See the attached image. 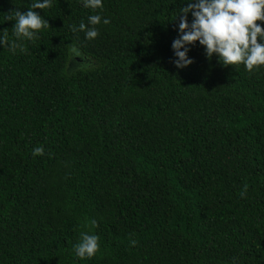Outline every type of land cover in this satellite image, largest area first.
<instances>
[{
    "label": "trees",
    "instance_id": "trees-1",
    "mask_svg": "<svg viewBox=\"0 0 264 264\" xmlns=\"http://www.w3.org/2000/svg\"><path fill=\"white\" fill-rule=\"evenodd\" d=\"M30 3L0 0L9 39ZM102 5L52 0L23 52L0 48V264H264V66L194 42L177 69L181 0Z\"/></svg>",
    "mask_w": 264,
    "mask_h": 264
},
{
    "label": "clouds",
    "instance_id": "clouds-1",
    "mask_svg": "<svg viewBox=\"0 0 264 264\" xmlns=\"http://www.w3.org/2000/svg\"><path fill=\"white\" fill-rule=\"evenodd\" d=\"M83 7L102 9V0H81ZM52 0H31L26 11L16 10L5 20H14L9 39L6 32L0 31V48H7L12 54L17 49L24 51L21 41L38 38L41 29H47L49 23L34 9H46ZM185 6L179 8L178 14L171 21L178 18L176 24L177 36L172 39L170 48L173 58L172 64L182 69L193 59L187 55L189 45L198 42L203 47L206 59L215 55L222 66L243 64L246 71L264 66V28L257 21L264 22V0H181ZM190 14L191 19H188ZM4 20V21H5ZM108 24L107 18L99 13L89 15L87 25L81 22L78 29L84 32L86 39H94L97 24ZM76 31L77 28H73ZM43 147L36 146L31 150L33 156L42 155ZM94 228L96 222L91 221ZM88 224L85 223V228ZM98 236L90 231H81L79 240L72 245V252L78 259L91 258L98 250Z\"/></svg>",
    "mask_w": 264,
    "mask_h": 264
}]
</instances>
